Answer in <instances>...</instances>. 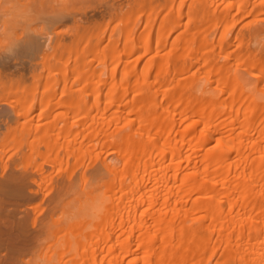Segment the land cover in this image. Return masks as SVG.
I'll return each instance as SVG.
<instances>
[{"label":"bare ground","instance_id":"obj_1","mask_svg":"<svg viewBox=\"0 0 264 264\" xmlns=\"http://www.w3.org/2000/svg\"><path fill=\"white\" fill-rule=\"evenodd\" d=\"M174 1L137 2V33V16L119 15V31L0 61V264H29L63 190L89 176L112 202L61 264H264V104L235 79L246 72L264 89V51L250 46L259 28L236 23L264 0H189L183 24L186 0ZM200 76L215 98L195 94Z\"/></svg>","mask_w":264,"mask_h":264},{"label":"clouds","instance_id":"obj_2","mask_svg":"<svg viewBox=\"0 0 264 264\" xmlns=\"http://www.w3.org/2000/svg\"><path fill=\"white\" fill-rule=\"evenodd\" d=\"M89 0H53L48 10L36 0H0V61L13 59L22 51L42 47L51 51L58 24ZM250 46L264 51V31L256 32ZM238 86L256 104H264V89L246 72L237 71ZM195 94L215 98L217 90L206 76L193 82ZM107 167L117 169L121 161L111 157ZM111 195L101 187V177L89 176L86 184L78 179L66 186L56 203L55 221L47 220L43 234L37 239L29 264H61L60 254L78 255L83 237L94 231L109 211ZM79 227L78 235L75 229ZM63 230V234H61Z\"/></svg>","mask_w":264,"mask_h":264},{"label":"rangeland","instance_id":"obj_3","mask_svg":"<svg viewBox=\"0 0 264 264\" xmlns=\"http://www.w3.org/2000/svg\"><path fill=\"white\" fill-rule=\"evenodd\" d=\"M135 1V2H134ZM142 2L141 0H89V2H88V4L81 10V9H77L76 11H74L71 15H69L68 16V18H66L62 23H63V25H61V23L60 24H58V28H57V32H58V39H59V41L60 42H58L57 41V39L54 41L56 44H58L57 46L58 47H56V48H58V50H59V48H60V51L62 50V47L64 46V45H67V44H69L71 41H72V39L75 37V34L74 33H76V32H90V31H93L94 29H96V30H100L101 29V31H108L112 26H116L117 28V31H119L120 29H121V26L123 27V22L122 21H119V22H111L112 20H114V21H116V18L120 15V16H123V18L124 19H126L127 20V18L126 17H130L131 15L130 14H132V16L135 14V16H137V21H135V24H139V26L137 27H134L135 26V24L133 25V27H131V29L133 28H135L136 30H137V28L138 29H140L141 27V25H142V21H143V13H144V11H143V13L141 12L140 14H142V15H140V16H142V17H139V15H138V13H139V11L140 10H142L143 9V7H142V4H143V2H142V4H141V7L140 6H137V5H139L137 2ZM147 0H145V2H146ZM161 1H163V0H154V1H152L151 0V2H155V3H151V2H149V0L146 2V6H149L150 4H153V6H155L156 5V7L158 6L157 5V3L159 4V3H161ZM188 1L189 0H186V2L184 1V4L182 5H180V8L178 9L179 11H182L181 12V15L180 16H182L183 15V18L181 17V18H178V20H179V22H180V24H183L184 23V21L186 20V17H184V15H186L185 13H187V12H185L186 11V9H188V11H189V8H187V6L189 5L188 4ZM36 2H41L40 0H37ZM117 2V3H116ZM129 2V3H128ZM134 2V3H133ZM139 2V3H140ZM145 2H144V4H145ZM149 2V3H148ZM176 2H177V4H178V0L176 1H174V6H173V11H175L176 9H175V6H176V8H177V5H176ZM42 3H43V5L45 6V7H43V8H47V6H51L52 4H53V0H47V1H45L44 0V2L42 1ZM147 3L149 4V5H147ZM121 6H120V5ZM136 4V5H135ZM143 4V5H144ZM43 5H41V6H43ZM178 5V6H179ZM109 6V7H108ZM130 6H132V7H130ZM138 9H136L135 7ZM183 6V7H182ZM103 7V8H102ZM113 7V8H112ZM115 7H117V8H115ZM133 7H134V9H133ZM139 7H140V9H139ZM144 7H145V5H144ZM98 8V9H97ZM109 8V9H108ZM122 8V9H121ZM142 8V9H141ZM182 8V9H181ZM101 9V10H100ZM107 9V10H106ZM112 11H111V10ZM119 9H121L120 11H118ZM133 9V11H131V10ZM48 10V9H47ZM95 10V11H94ZM124 10V12H125V14L127 13L128 14V16H126L122 11ZM136 10V11H135ZM143 10H145V9H143ZM108 11H110L109 13H108ZM132 13H131V12ZM103 12V14H101ZM105 12V13H104ZM118 14H117V13ZM138 12V13H137ZM93 13V14H92ZM116 13V14H115ZM124 15H123V14ZM136 13H137V15H136ZM85 14V15H84ZM112 14V15H111ZM259 14V13H258ZM96 15V16H95ZM103 15H104V17H103ZM109 15H110V17H109ZM190 15V14H189ZM251 15V14H250ZM250 15H248V16H246L245 18H243L242 20L240 19V21H238V22H236L237 23V26L239 27H237L238 29H240V31L241 32H243L245 35H248L249 34V31L251 30V32H254L253 30H256L257 31V29H258V31H263L264 30V21H260L259 19H264V13L262 14H260L259 16H250ZM83 16V17H82ZM86 17V18H85ZM98 17H102L103 18V20H102V18L100 19V18H98ZM106 17V18H105ZM138 17H139V19H140V21H139V19H138ZM249 17V18H248ZM85 18V19H84ZM89 18H92V19H89ZM104 18H105V21H107V20H109L110 22H105L104 21ZM109 18V19H108ZM123 18H121V19H123ZM142 18V19H141ZM253 18L254 19H258V20H253ZM80 19V20H79ZM100 21H98V20ZM107 19V20H106ZM118 20H119V18H117ZM135 19V20H136ZM183 19V20H182ZM212 19L213 18H211L210 20L212 21ZM88 20H89V22H88ZM91 20H92V22H91ZM142 20V21H141ZM181 20V21H180ZM82 21V22H81ZM102 21H103V24H102ZM187 21V20H186ZM185 21V22H186ZM215 21V20H214ZM257 23H256V22ZM262 22V23H259L258 24V22ZM77 22V23H76ZM140 22H141V24H140ZM181 22H183V23H181ZM245 22H246V24H245ZM111 23H112V26H111ZM120 23V25L118 26V24ZM190 23V22H189ZM239 23V24H238ZM252 23V24H251ZM66 26H65V25ZM75 24H77V26L75 25ZM78 24H81V25H78ZM82 24H83V26H82ZM109 24V25H108ZM243 24H245V25H243ZM251 24V25H250ZM86 25H88L89 26V28H88V26H87V28L85 27ZM243 25V26H242ZM253 25V26H252ZM73 26V27H72ZM75 26H76V28H75ZM257 27V29H256V27ZM61 29H60V28ZM79 27H80V29H79ZM82 27V28H81ZM140 27V28H139ZM243 29H242V28ZM249 27V28H248ZM86 28V29H85ZM118 28H120L119 30H118ZM261 28H263V29H261ZM132 29V31L133 32H135V33H137V31L135 30H133ZM248 30V31H246V30ZM64 30V31H63ZM68 30V31H67ZM76 30V31H75ZM79 30V31H78ZM84 30V31H83ZM220 30V29H219ZM218 30V31H219ZM244 30V31H243ZM60 31H61V33H60ZM66 31V32H65ZM217 31V32H218ZM257 31V32H258ZM63 32V33H62ZM73 32V34H71ZM216 32V35H213V37H211V39H213V40H215L216 38L215 37H218V34H219V32L217 33ZM250 32V33H251ZM247 33V34H246ZM61 34V35H60ZM77 34V33H76ZM233 34V33H232ZM232 34H230L227 38H232ZM175 34H173V38L174 37H176V36H174ZM232 35V36H231ZM72 36H74L73 38H72ZM57 36H55V38H56ZM62 37H63V39H62ZM71 37V38H70ZM65 38V39H64ZM70 38V39H69ZM200 38V37H199ZM70 42H69V41ZM59 43H60V45H59ZM61 43H63L64 45L62 46V44ZM60 46V47H59ZM53 48V47H52ZM55 48V52L56 51H58L57 49ZM250 49H252V48H250ZM53 50V49H52ZM253 50V49H252ZM54 51V50H53ZM53 51L51 52L52 54H56L57 56H58V54H59V51L58 52H54L53 53ZM47 53H49V51H45V56H47ZM52 54H49V56H48V59L49 60H52V61H54L53 60V57L51 58V56L50 55H52ZM53 55V56H54ZM18 56H20V55H18ZM41 57V55H38V57H36L35 58V60H34V62H38L37 63V65H35L34 67H38L39 66V58ZM66 56H68V57H66ZM65 56V58L67 59V61L69 60L70 62H71V59H72V56H71V58H70V55H66ZM70 62H68V63H70ZM33 67V68H34ZM242 67H245V64L244 65H242ZM40 68V67H39ZM39 68H36L35 70H40ZM222 72V73H221ZM220 73H219V76H220V78H221V76L222 75H224V74H226V73H224L225 72V70H222ZM24 73V75L23 76H25V77H22V78H28V76H29V74L25 71V72H22V74ZM25 73H26V75H25ZM224 73V74H223ZM253 75H251V77H252ZM222 78H225V76H222ZM255 81H256V83H257V86H259V85H261V83L263 82V78L260 80V83H259V80H258V78L257 77H252ZM258 80V81H257ZM26 82H29L28 80L26 81Z\"/></svg>","mask_w":264,"mask_h":264}]
</instances>
